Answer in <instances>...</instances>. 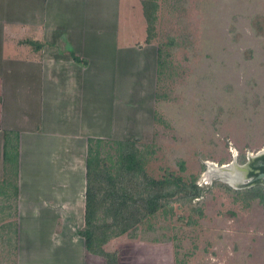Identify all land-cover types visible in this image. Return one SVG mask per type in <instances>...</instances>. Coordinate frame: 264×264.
<instances>
[{
	"label": "rangeland",
	"instance_id": "1",
	"mask_svg": "<svg viewBox=\"0 0 264 264\" xmlns=\"http://www.w3.org/2000/svg\"><path fill=\"white\" fill-rule=\"evenodd\" d=\"M145 2L150 41H143L144 53L129 50L124 98L115 96L124 105L119 136L134 141L143 173L125 184L131 197L139 190L149 197L180 178L166 189L172 195L145 214V232L172 233L176 264H264V206L252 197L264 187L234 188L208 166L241 164L264 148V0ZM116 147L104 144L103 164L114 163ZM3 191L13 194V187ZM126 202L125 217L136 207ZM12 206L13 198L2 195L0 264H15L6 240Z\"/></svg>",
	"mask_w": 264,
	"mask_h": 264
},
{
	"label": "crops",
	"instance_id": "2",
	"mask_svg": "<svg viewBox=\"0 0 264 264\" xmlns=\"http://www.w3.org/2000/svg\"><path fill=\"white\" fill-rule=\"evenodd\" d=\"M141 7V0H0V198H13L6 240L15 264H176L172 233L145 232L153 212L142 200L127 217L126 202L114 225L81 234L87 139L128 140L119 136L124 105L115 96L124 98L129 50L148 46ZM11 132L15 176L3 163ZM10 186L13 194L3 191Z\"/></svg>",
	"mask_w": 264,
	"mask_h": 264
},
{
	"label": "trees",
	"instance_id": "3",
	"mask_svg": "<svg viewBox=\"0 0 264 264\" xmlns=\"http://www.w3.org/2000/svg\"><path fill=\"white\" fill-rule=\"evenodd\" d=\"M144 0L143 15L148 23L146 42L150 41V24L152 17L149 13L148 4ZM76 61L79 59L74 56ZM13 133H6L4 135L3 143V163L5 170L11 169L12 174H17V147L12 143L11 136ZM105 143L117 145L114 149V157L116 160L111 165L103 164L102 147ZM138 150L132 140H109L102 138H88L86 150V206H85V225L81 234L90 236L97 229L103 226L114 225L121 217L122 209L128 200H143L147 205H155L161 201L165 196L172 195L171 191H167L169 184L178 186L180 178L167 180L163 184L162 192H155L149 197L143 196V192L139 190L135 196L130 195L129 186H126L125 179L131 180L143 175L140 163L137 160ZM116 166V167H113ZM180 168L183 169L181 162ZM9 169V170H10ZM194 180H192L193 183ZM5 195V194H3ZM252 197L258 200L264 206V191L259 190L255 192ZM108 202V206H104L103 219L110 217L109 222L100 220L98 207L100 203L104 205ZM159 205H162L161 202ZM108 212V214H106Z\"/></svg>",
	"mask_w": 264,
	"mask_h": 264
},
{
	"label": "water",
	"instance_id": "4",
	"mask_svg": "<svg viewBox=\"0 0 264 264\" xmlns=\"http://www.w3.org/2000/svg\"><path fill=\"white\" fill-rule=\"evenodd\" d=\"M263 155H264V148L256 151L254 154L253 153L247 154L246 160L241 164H239L236 159H233L230 163L221 164L220 166L213 165V163H209L208 164L209 172L211 176L216 173V175L223 180H226V178H228L226 174L230 175V177L231 175L239 176L237 180L231 183L226 180V182L229 183V185L234 188H247L255 185H261L262 187H264V172H260L253 177H249L247 175L248 171L250 170L249 162ZM217 170H221V172Z\"/></svg>",
	"mask_w": 264,
	"mask_h": 264
},
{
	"label": "flooded vegetation",
	"instance_id": "5",
	"mask_svg": "<svg viewBox=\"0 0 264 264\" xmlns=\"http://www.w3.org/2000/svg\"><path fill=\"white\" fill-rule=\"evenodd\" d=\"M249 167H250V170L247 173L249 177H253V176H256L260 172H264V155L250 161Z\"/></svg>",
	"mask_w": 264,
	"mask_h": 264
},
{
	"label": "bare ground",
	"instance_id": "6",
	"mask_svg": "<svg viewBox=\"0 0 264 264\" xmlns=\"http://www.w3.org/2000/svg\"><path fill=\"white\" fill-rule=\"evenodd\" d=\"M219 171H221V170H219ZM210 173V172H209ZM235 179V178H234ZM226 180L228 181V182H232L231 180H233V179H228V178H226ZM234 181V180H233Z\"/></svg>",
	"mask_w": 264,
	"mask_h": 264
}]
</instances>
